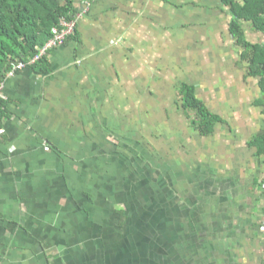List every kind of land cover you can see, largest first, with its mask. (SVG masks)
I'll return each mask as SVG.
<instances>
[{"label": "crops", "instance_id": "0c3cea01", "mask_svg": "<svg viewBox=\"0 0 264 264\" xmlns=\"http://www.w3.org/2000/svg\"><path fill=\"white\" fill-rule=\"evenodd\" d=\"M75 5L77 33L49 51L48 69L26 65L5 80L0 264H79V225L83 218L91 221L89 208L108 204L111 197L123 209L128 202L154 205L155 218L171 220L182 241L200 232L196 220L205 216L202 263L244 264L245 255L238 254L246 250L242 236L257 228L260 216L237 210L246 208L242 200L264 179V158L249 146L264 131V94L260 77L249 76L241 58L244 47L231 33L228 6L221 0H76ZM244 28L248 41L264 44V33L251 22ZM184 83L194 85L199 99L222 119L214 136L201 137L191 126L178 94ZM219 129V168L204 159L206 172L199 173L192 163V138L211 145ZM118 139L124 142L116 144ZM133 139L144 141L145 156L152 146L156 156L170 155L169 161L149 158L144 176L137 166L132 173L126 150ZM162 141L171 142V152H161ZM173 142L189 159L180 160ZM148 169L159 172L155 188ZM98 172L111 183H105V197L85 192ZM162 172L170 173L171 182ZM138 182L141 192L134 197ZM229 204L240 205L224 210Z\"/></svg>", "mask_w": 264, "mask_h": 264}, {"label": "trees", "instance_id": "16d2710c", "mask_svg": "<svg viewBox=\"0 0 264 264\" xmlns=\"http://www.w3.org/2000/svg\"><path fill=\"white\" fill-rule=\"evenodd\" d=\"M75 1L0 0V82H5L8 73L19 62L29 63L39 52V48L50 39L53 27L58 25L61 18H76L78 10ZM221 3L228 6L232 16V35L244 47L241 58L247 62L248 75L260 77L264 94V44L248 41L244 28L246 22H251L254 29L264 33V0H221ZM76 33L77 27L66 41ZM46 56L28 65L35 68V71L43 72L48 69ZM178 94L191 126L201 137L214 136L222 119L199 99L196 87L184 83L179 86ZM5 116L4 104L0 98V123ZM249 146L256 150L257 158H264V131L255 136ZM134 172L136 173L135 170ZM258 186L264 187V179ZM262 197L264 198V191ZM134 200L138 202V199ZM148 206L155 208L154 205ZM138 207L140 209L139 203L128 202L123 210H111V213L118 215V222L111 225V229L114 228L116 232L122 230V233L113 236L116 242L111 251H107V255L104 244L95 245L100 261L103 262L106 256L107 264H203V253L200 251L203 246L199 244V233H191L182 241V236L177 235L175 228H172L174 226H171V220L160 222L155 214L148 211L149 207L136 213ZM91 223L100 229L107 227L103 223L99 226L93 219ZM86 259L87 262L93 261L90 257Z\"/></svg>", "mask_w": 264, "mask_h": 264}, {"label": "rangeland", "instance_id": "374dc122", "mask_svg": "<svg viewBox=\"0 0 264 264\" xmlns=\"http://www.w3.org/2000/svg\"><path fill=\"white\" fill-rule=\"evenodd\" d=\"M255 40H257L258 42H261V38L257 37V39H255ZM253 41H254V39H253ZM222 135H223V129H221V130L219 129V131L217 132L214 140L213 139L210 140L211 141L210 142L211 145H208V143H206L208 141H206V140H198V138H196L197 136L195 138H192V141H191V144L193 145L192 149H195V152H193V153H195L194 157L191 156L193 158L192 159L193 160L192 163L195 166L194 168H196V170L199 173H205L206 172L204 170V168H202V166H201V164H203V163H201V161L203 162L204 159L206 160L205 162L206 163H210L211 166L213 168H215V170H217V168H219V166H218L219 157H216V155H215L216 151L215 150L219 146V140L221 139L220 136H222ZM118 142L122 144L124 141L122 139H118V141H116V144H118ZM143 142H144L143 140L140 141V140L133 139V141L131 142L130 149L126 150V152H127V155H129L128 156L129 161H131V163H132V173L134 172V168L137 166L136 168H142V171H141L140 174H142L144 176V174H145V170H144L145 164L150 163L149 162V158L156 159V157H157L158 159H167L169 161L170 155L169 156H158V155L156 156V153H155L153 147L150 146L149 149H150V152L152 154L148 155V157H147V156H145V151H144L146 144H143ZM158 143L159 142H155L153 140V145H156ZM160 143L163 146L162 151H161L162 153L164 151L167 152L166 149H168V152H171V149H169L170 148V144H171L170 141H167V142L162 141ZM172 149H175V150L177 149V145L174 142H173ZM181 151L182 150H176L175 154L179 155L180 160L183 159V161H185L188 158V156L180 155ZM200 152H201V156L199 155ZM142 153H144V155ZM171 158H173V156H171ZM116 159L117 160H116L115 166L118 167L119 164H121L120 161L122 160V158L117 156ZM142 160H144V162ZM95 161L96 160L93 159L92 162H95ZM139 162H142V163L139 164ZM166 164H167L166 168L169 169L170 168V163L166 162L165 166H166ZM100 166H101V162L99 163V167ZM117 167H113V168L116 169ZM151 168L153 169V167H151ZM149 170L150 169H148V174H150L151 177H147V179L150 180V182H153V187H154L155 180L160 181V179H158L160 175L158 174L159 172L158 173H156V172L154 173L151 170L152 173H150ZM157 170H159V168ZM261 170H262V168H261ZM162 173H163L164 179L166 180L165 182H169V181L171 182L170 173H168V172H162ZM98 174L99 175H98L97 182H92L91 183V186H92L93 190H92V188H90V190L88 189L85 192H87V193L91 192L93 196L97 195V196L105 197V195L109 194V187L111 186V183H110V181H107V180H109L108 179L109 177L107 175H103V173H99V172H98ZM263 174H264V172H263ZM203 175L204 174H202L201 177H203ZM179 182H180V180H179ZM105 183L107 185H109V187H107V185H105ZM82 184H83L84 188H87L85 183H82ZM98 185H100V188L97 191L96 190L94 191V189H96V188H94V186H98ZM169 187H170V185H169ZM193 187L194 186L191 187L192 188V192H193ZM176 188H178V187H176ZM252 189L253 190H251V191L253 193L250 191L251 193L248 196H246L247 197L246 200H242V205H244L243 203L248 202V205H246V208L245 207L244 208L240 207L238 209L240 204L239 205H235L234 204L235 207H236V210L238 209L237 211H239V212L243 211V209H246L245 211H247L250 215H254L255 216L256 213H257L260 216L259 222L256 223V227L257 228L256 229L254 228L253 231H250V229H249L248 232L247 233L245 232L246 234L244 236H242V240H243L242 242L244 244L243 247H245L246 250H244L243 253L238 252V254L239 255L240 254H244L245 255V257H244L245 263L242 261L244 264H251V263L252 264H262L263 261H264V227L262 229L261 226L264 225V212H263V210H264V198L262 197V193L264 191V187H261V188L257 189L256 186H254ZM144 190L150 192L149 188L144 187ZM155 190L158 192V189H154V191ZM176 190H178V189H176ZM140 192H141V186H140L139 182L138 183H134V188L132 189L133 196L136 197L137 194H140ZM164 193L167 194L166 195L167 198H168V196H171V194H170L168 189L165 190ZM175 194H176V192H175ZM119 195H121V194H119ZM119 195H117V196L121 197ZM121 198H123V197H121ZM99 200L101 201L102 198H99ZM108 200H109L108 204H103V206H100V204H99V206L96 207L97 209H92V208L90 209L89 208V212H90V215H92L91 218L93 219V221H95V223H99V224L100 223H105L107 225L106 228L100 229L97 225H92L91 221L88 220V219L83 220L84 222H82V224H83L82 225L81 222H80V216H79V222H80L79 224H81V225H79V264H97L98 262H100V264H102V263L107 264V257L106 256H105V258L103 259V262H102L99 259V255L100 254H98V256L96 255V249L97 248L95 247V245H97V243L104 244V246L106 247V249L104 250V251H106L105 255H107V251L108 252L111 251V247H113V245L116 242L115 239L113 238V236L115 234H121L122 233L121 232L122 230H119L118 232H116V230L114 228L111 229V225H113L114 223L118 222V215L111 213V209H114L116 211L123 210V206L119 205V202L116 204L115 203L116 200L113 199V197H111V199H108ZM95 201L98 202V199L96 197L93 198V202H95ZM148 207H149L148 205H140V209L138 207V209H136V213H141L143 208L146 209ZM231 207L233 208L234 206H232V205L230 206V204H229V205H227L226 208L224 207V210L231 209ZM221 208H223V206H221ZM93 211L98 212V214L94 213ZM148 211L150 213H154L155 212V208L149 207ZM218 212L219 211H214L213 212V218H216L217 216L219 218L220 215L218 214ZM226 212L227 211H225L223 214H225ZM79 215H80V213H79ZM84 217H86V214H85ZM108 220H111V221H108ZM204 222H206L205 224H208V218H205V216H203L202 218L196 220V224H197L196 228H200V232H199V236H200L199 237L200 238L199 241L200 242L203 241L204 236L206 235V234L202 233V227L203 226L201 224L204 223ZM72 223H75V220L69 221L68 226L70 227ZM93 228H95V229H93ZM197 240L198 239H196V241ZM195 247H197V245ZM199 249L200 248H198V250ZM96 256H97V258H96ZM87 257L92 258L93 261L92 262H87V259H86ZM226 258H228V257H226ZM98 259H99V261H98ZM230 259H232V258H230ZM238 261H239V259H238ZM238 261H237V263H238ZM226 263L230 264L229 259H227V261L224 262V264H226ZM233 263H236V261H234V259H233ZM239 264H241V262Z\"/></svg>", "mask_w": 264, "mask_h": 264}, {"label": "built area", "instance_id": "2783aa9c", "mask_svg": "<svg viewBox=\"0 0 264 264\" xmlns=\"http://www.w3.org/2000/svg\"><path fill=\"white\" fill-rule=\"evenodd\" d=\"M77 18L73 19H66L61 18L58 25L54 26L52 29V36L50 39L46 42V44L39 48V52L30 59L29 63L19 62L16 64L11 71L8 73V76H14L16 72L19 71V69L24 68L28 64H32L38 60H40L43 56L47 55L49 51L52 49L61 46L65 43L66 39L75 33L76 27H77ZM5 89V82H0V98L3 97V92ZM5 131L3 129H0V134H3Z\"/></svg>", "mask_w": 264, "mask_h": 264}]
</instances>
